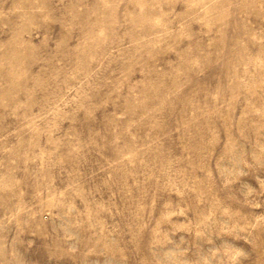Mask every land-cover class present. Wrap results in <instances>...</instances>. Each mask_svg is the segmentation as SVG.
Here are the masks:
<instances>
[{
  "label": "rangeland",
  "instance_id": "rangeland-1",
  "mask_svg": "<svg viewBox=\"0 0 264 264\" xmlns=\"http://www.w3.org/2000/svg\"><path fill=\"white\" fill-rule=\"evenodd\" d=\"M0 264H264V0H0Z\"/></svg>",
  "mask_w": 264,
  "mask_h": 264
}]
</instances>
